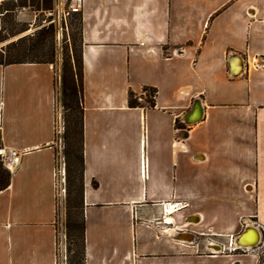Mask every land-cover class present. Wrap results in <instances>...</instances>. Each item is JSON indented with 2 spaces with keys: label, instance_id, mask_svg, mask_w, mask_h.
<instances>
[{
  "label": "crops",
  "instance_id": "0c3cea01",
  "mask_svg": "<svg viewBox=\"0 0 264 264\" xmlns=\"http://www.w3.org/2000/svg\"><path fill=\"white\" fill-rule=\"evenodd\" d=\"M82 1L85 264H258L190 235L264 227V0ZM144 87L155 107L130 108ZM61 110L52 64L0 65V148L21 154L0 192V264H66Z\"/></svg>",
  "mask_w": 264,
  "mask_h": 264
},
{
  "label": "trees",
  "instance_id": "16d2710c",
  "mask_svg": "<svg viewBox=\"0 0 264 264\" xmlns=\"http://www.w3.org/2000/svg\"><path fill=\"white\" fill-rule=\"evenodd\" d=\"M27 2L44 9L52 6L50 0H18L17 5L13 4V7L26 6ZM13 7L0 5V65L53 64L55 57L54 28L44 26L34 35H25L15 39L27 29L20 26L12 15ZM69 26V33L73 28L75 31L70 37V50H66L63 60L61 105L64 130L61 137L57 136V140L59 141L60 138L62 140V155L66 166L65 231L68 264H85L84 69L81 14H74ZM156 96L157 89L153 87H144L141 95L129 91L128 106L130 108H154ZM179 126L177 122L178 129ZM11 179L12 172L0 155V192L10 186ZM97 186L98 184L94 182V187ZM258 264H264V250L258 255Z\"/></svg>",
  "mask_w": 264,
  "mask_h": 264
},
{
  "label": "rangeland",
  "instance_id": "374dc122",
  "mask_svg": "<svg viewBox=\"0 0 264 264\" xmlns=\"http://www.w3.org/2000/svg\"><path fill=\"white\" fill-rule=\"evenodd\" d=\"M18 0H0V5L4 4L10 5V7H13V4L17 5ZM23 7H30V9H27L26 11L23 10ZM14 8V7H13ZM41 8H38L36 5L32 6L31 3L27 2L26 6L16 7L14 8V11L12 12L13 16L15 17L16 21L20 24V26L25 27L27 30L23 33H21L19 36L15 37V39L25 36V35H34L38 33L44 26H43V19L44 16L42 12H40ZM36 11V12H35ZM74 28L71 29L69 34H64L61 41H58L55 33V57H54V63L52 64L54 68L56 69L57 73V83L58 88L60 90V100H61V74H62V67H63V60H64V54L66 53V50H70L71 45V35L74 32ZM62 107V105H61ZM62 129V133H60V128ZM64 130V122H63V107L61 110V117L59 120L58 125V135L61 137L63 135ZM61 139V138H60ZM60 139L58 141V167L60 165L59 157L62 154V140H61V148H60ZM58 230H59V255L60 260H64L66 264H68V254H67V238H66V231H65V199L58 198ZM255 221L253 219L246 220L242 222V224L239 225L237 231L233 233V236H227L223 237L222 239H212L208 236H203L199 234L192 233L190 235L191 241L195 242L196 245H198L200 251L202 253L210 254L213 250V247L209 246V244L214 243L216 246H221L222 248H225L223 251L224 253H229L227 247L230 246L231 240L236 237L247 225H255ZM220 247V248H221ZM216 250V249H215ZM264 250V233L262 237V244L254 249L252 253L256 254L257 256L262 253ZM218 251V250H217ZM238 254H245L247 253L245 250H240L237 252ZM66 257V259H64Z\"/></svg>",
  "mask_w": 264,
  "mask_h": 264
},
{
  "label": "built area",
  "instance_id": "2783aa9c",
  "mask_svg": "<svg viewBox=\"0 0 264 264\" xmlns=\"http://www.w3.org/2000/svg\"><path fill=\"white\" fill-rule=\"evenodd\" d=\"M52 3L51 8L44 9L41 8L39 11L42 12L43 26H52L55 30L56 37L58 41H61L64 34H69L70 30V20L74 14H81L83 1L82 0H50ZM23 10L30 9V7H23ZM36 12V11H35ZM0 124H1V112H0ZM62 127L60 128V133H62ZM61 142V140H60ZM0 155L3 158V161L6 166H17L21 162V154L18 150L12 149L7 153L4 149L0 148ZM60 165L57 167V196L62 200L66 198V166L65 159L61 154L59 157ZM255 226L264 233V227L258 223H255ZM233 240V239H232ZM230 246L227 249L233 250H246L237 246L232 247V241ZM221 246H218L220 248ZM225 248H220L219 251H223Z\"/></svg>",
  "mask_w": 264,
  "mask_h": 264
},
{
  "label": "bare ground",
  "instance_id": "6f19581e",
  "mask_svg": "<svg viewBox=\"0 0 264 264\" xmlns=\"http://www.w3.org/2000/svg\"><path fill=\"white\" fill-rule=\"evenodd\" d=\"M200 116V115H199ZM198 116V118H200ZM196 120V119H195ZM167 221H168V223L170 222V220H169V218H167ZM247 227H250V228H253V227H255L254 225H247L244 229H243V231H245L246 230V228ZM243 231H241L236 237H234L233 238V244H232V247H234V246H236V243H235V239L236 238H238L241 234H242V232ZM258 240H259V244L256 246V247H250V246H252L251 244H255V243H257L258 242ZM244 242V243H243ZM243 244H245L244 246H248V247H241V248H248V249H256L259 245H260V243L262 242V234H260V232L258 231V230H254V229H252V231L251 232H249V234H248V236H246L245 238H244V240H243ZM212 247H213V250L214 251H216L215 253H217V252H222V251H219L220 249L215 245V244H212ZM216 249V250H215ZM218 250V251H217ZM247 250V249H246Z\"/></svg>",
  "mask_w": 264,
  "mask_h": 264
},
{
  "label": "water",
  "instance_id": "95a60500",
  "mask_svg": "<svg viewBox=\"0 0 264 264\" xmlns=\"http://www.w3.org/2000/svg\"><path fill=\"white\" fill-rule=\"evenodd\" d=\"M200 108V105H198V107H197V109H199ZM196 109V110H197ZM196 120H194L193 122H195ZM255 226V225H254ZM252 229H256V230H258L259 232H260V234H262V237H263V233L255 226V227H253V228H250V227H247L246 228V230L245 231H243L242 232V234L238 237V238H236L235 240V243H236V246L237 247H248V246H244L245 244H243L244 242H243V240H244V238L246 237V236H248V234H249V232H251L252 231ZM233 241V240H232ZM243 242V243H242ZM259 244V240H258V242L257 243H255V244H251L252 246H250V247H256L257 245ZM218 247V246H217ZM220 249V248H219ZM244 249H248V248H244Z\"/></svg>",
  "mask_w": 264,
  "mask_h": 264
}]
</instances>
